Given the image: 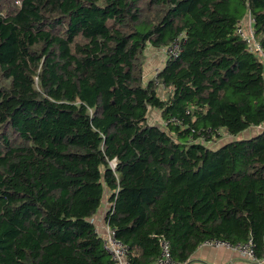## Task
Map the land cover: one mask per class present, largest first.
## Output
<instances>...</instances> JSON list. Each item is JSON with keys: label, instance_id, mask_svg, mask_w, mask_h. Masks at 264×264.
<instances>
[{"label": "trees", "instance_id": "1", "mask_svg": "<svg viewBox=\"0 0 264 264\" xmlns=\"http://www.w3.org/2000/svg\"><path fill=\"white\" fill-rule=\"evenodd\" d=\"M233 2L0 0V264H114L104 199L131 264L264 255V53L237 33L245 7L264 52V0Z\"/></svg>", "mask_w": 264, "mask_h": 264}, {"label": "built area", "instance_id": "2", "mask_svg": "<svg viewBox=\"0 0 264 264\" xmlns=\"http://www.w3.org/2000/svg\"><path fill=\"white\" fill-rule=\"evenodd\" d=\"M248 1V0H246ZM238 35L245 41L247 48L258 56H263V48L261 43L256 39L254 29V18L251 13L248 12L246 21H240L237 26ZM180 48V42L177 40L175 43L162 47L161 51L167 56H177ZM98 219L104 220L102 217L93 216L91 222L94 224L95 231L102 237L104 249L110 255L114 264H131L127 259V246L125 243L115 236L114 230L105 222L100 225ZM224 245L235 249L245 259L253 262L254 264H263L264 255L258 257L254 248L252 239L240 242L238 244H231L228 241L219 239H207L200 246H219ZM199 246V247H200ZM185 262H177L173 259L170 250V244L166 240L161 242V255L160 257L150 264H184Z\"/></svg>", "mask_w": 264, "mask_h": 264}, {"label": "crops", "instance_id": "3", "mask_svg": "<svg viewBox=\"0 0 264 264\" xmlns=\"http://www.w3.org/2000/svg\"><path fill=\"white\" fill-rule=\"evenodd\" d=\"M253 129H250L246 132H254ZM213 145L217 146L218 143H214ZM107 207H108V201L104 199V202L100 207V210L95 216L98 217L100 216L103 219L104 212L107 209ZM98 222L100 225H103L105 223L104 220L102 221L100 219H98ZM184 264H254V263L243 258L235 249L224 245H219V246L198 247L194 251V253L190 256L189 260L186 261Z\"/></svg>", "mask_w": 264, "mask_h": 264}, {"label": "rangeland", "instance_id": "4", "mask_svg": "<svg viewBox=\"0 0 264 264\" xmlns=\"http://www.w3.org/2000/svg\"><path fill=\"white\" fill-rule=\"evenodd\" d=\"M233 5L235 6V0H232ZM240 15H241V20L246 21L248 17V9L245 7H239ZM166 55L161 51V49H156L155 47L149 45L146 48V51L144 53V80L147 81L151 79L155 73L157 72V69L161 68L166 57ZM149 122L152 124H157V125H162L163 122L160 119V116L157 112L155 111H150V118ZM256 128V127H255ZM257 129V128H256ZM256 131V130H255ZM243 136H249V132H245L242 134ZM241 138V137H239ZM231 137H226L225 140L228 141L230 140Z\"/></svg>", "mask_w": 264, "mask_h": 264}, {"label": "clouds", "instance_id": "5", "mask_svg": "<svg viewBox=\"0 0 264 264\" xmlns=\"http://www.w3.org/2000/svg\"><path fill=\"white\" fill-rule=\"evenodd\" d=\"M159 49H162V48H159ZM166 57V56H165ZM158 70V69H157Z\"/></svg>", "mask_w": 264, "mask_h": 264}]
</instances>
